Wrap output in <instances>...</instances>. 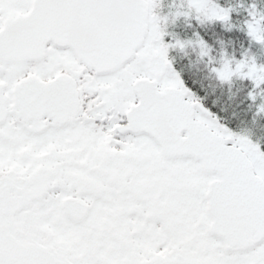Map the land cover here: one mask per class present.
Here are the masks:
<instances>
[{
  "label": "snow or ice",
  "instance_id": "snow-or-ice-1",
  "mask_svg": "<svg viewBox=\"0 0 264 264\" xmlns=\"http://www.w3.org/2000/svg\"><path fill=\"white\" fill-rule=\"evenodd\" d=\"M186 4L173 22L234 27L231 8ZM159 6L0 0V264H264V152L176 70L169 50L193 41L164 43ZM249 16L264 48V15ZM210 73L249 81L264 114L255 58L222 54ZM66 210L87 222L61 224Z\"/></svg>",
  "mask_w": 264,
  "mask_h": 264
},
{
  "label": "trees",
  "instance_id": "trees-1",
  "mask_svg": "<svg viewBox=\"0 0 264 264\" xmlns=\"http://www.w3.org/2000/svg\"><path fill=\"white\" fill-rule=\"evenodd\" d=\"M223 8L233 9L231 16L234 27L226 31L220 24L200 25L194 18L185 19L182 16L178 26L164 30V38L180 41H193L182 53L178 49L169 50V59L181 72L185 82L199 97L206 108L222 117V124L226 125L235 135L249 139L259 146L264 152V114L257 115V106L261 100L257 99L253 105L247 99V93L252 90L249 81L234 79L231 86L220 85L210 73L212 66H219L222 54L229 58L240 60L247 53L255 58L257 65H264V48L250 42L245 25L251 20L249 12L255 10L259 15H264V0H214ZM184 4V3H183ZM187 10L186 3L183 11ZM196 34L204 38L212 49L214 65H209L207 60H201L199 48L196 46ZM174 44V43H173ZM181 55V57H176ZM183 69V71H181ZM193 80L197 83L193 84ZM203 86V89L201 88ZM264 88V86H262ZM259 93V89L256 90ZM207 93V94H206ZM215 101V107L213 102Z\"/></svg>",
  "mask_w": 264,
  "mask_h": 264
},
{
  "label": "flooded vegetation",
  "instance_id": "flooded-vegetation-1",
  "mask_svg": "<svg viewBox=\"0 0 264 264\" xmlns=\"http://www.w3.org/2000/svg\"><path fill=\"white\" fill-rule=\"evenodd\" d=\"M157 2L159 3L160 6L157 7L154 11H155V14L161 19L162 30L164 31V30L178 26V24L180 23L179 20L182 19V16L179 19H175V22H173L174 21V14L177 11H183L182 6L186 3V0H157ZM165 19H166V23L164 22ZM163 40H164V43H167V44L170 43L169 40H166L165 38H163ZM170 40H171L172 44L175 43L173 41V39H170ZM176 57H181V55H176ZM174 66L176 68L175 64H174ZM176 70H177V68H176ZM117 147H119V146L117 145ZM46 172H47V170H46ZM63 188H64L63 184L55 185V190H57V191L63 190ZM57 219L59 220V222L61 224L71 225V226L77 227V228L81 225H84L87 222V219L83 214L74 213L71 210H66V212L64 214H61L60 216H58ZM104 223L110 224L111 219L109 217H105ZM51 234L52 233L50 230L45 229L43 231V238L47 239L48 237L51 236ZM81 237L84 239H87L88 234L82 233Z\"/></svg>",
  "mask_w": 264,
  "mask_h": 264
}]
</instances>
